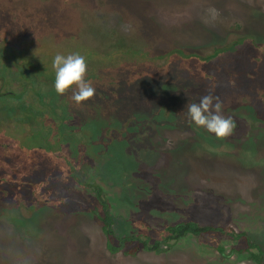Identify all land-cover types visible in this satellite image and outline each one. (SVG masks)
<instances>
[{"label": "rangeland", "instance_id": "1", "mask_svg": "<svg viewBox=\"0 0 264 264\" xmlns=\"http://www.w3.org/2000/svg\"><path fill=\"white\" fill-rule=\"evenodd\" d=\"M114 2L134 32H141L127 38V65L120 83L111 85L116 97L93 119L94 136L104 138L110 129L111 144L104 146L109 156L99 160L100 173H78L77 165L69 173V163L68 173H33L47 201L36 208L32 190L19 196L0 192V264H257L248 253L225 258L217 246L231 254L245 249L251 237L264 248V0H205L196 8L167 0ZM44 6L39 31L62 37L64 10L58 3ZM209 8L219 16L204 25L198 13L207 15ZM183 18L188 21L181 23ZM184 25L190 29L183 32ZM176 49L182 53L171 52ZM140 52L151 59L136 62ZM207 94L219 97L222 114L236 123L227 139L217 140L188 120L187 105ZM71 131L64 130L68 154L87 150L81 140L89 131ZM91 181L114 218L116 246L134 235L163 241L169 225L188 220L246 237H188L163 243L159 251L128 254L135 242L111 252L100 218L105 205L86 187Z\"/></svg>", "mask_w": 264, "mask_h": 264}, {"label": "flooded vegetation", "instance_id": "2", "mask_svg": "<svg viewBox=\"0 0 264 264\" xmlns=\"http://www.w3.org/2000/svg\"><path fill=\"white\" fill-rule=\"evenodd\" d=\"M3 1L5 5L1 4L4 9L0 10V15L6 12L8 18L2 14L0 20V192L19 196L32 190L36 208L47 201L41 196L42 182L35 180L33 173H68L64 168L68 163L71 164L69 173L74 172L76 165L80 167L78 173H85L87 169L100 173L99 160L109 156L104 146H110L112 137L110 129L104 136L107 140L94 136L96 123L93 119L105 113L108 108L105 103L110 104V98L116 97L117 91L111 89V85L115 87L120 83V72L127 65V53L132 50L128 49L127 38L140 30L134 32L132 23L123 19L120 9L110 0H97V4L94 0ZM183 1L167 0L178 3L177 6L186 2L195 8L196 2L205 0ZM118 2L114 3L120 5L121 0ZM47 3H58L64 10L62 17L66 22L62 37L59 31H39L45 22L41 11L46 10ZM198 14L205 25L206 11L200 9ZM186 20L183 18L181 23ZM159 21L164 24L163 20ZM161 27L164 30V26ZM185 29L190 27H183L182 31ZM172 38L170 35V40ZM171 52L182 53L181 49ZM57 53L65 56L79 53L86 59V80L96 91L94 97L81 106L72 101L71 92L64 96L55 92L52 60ZM169 54L163 56L166 62L170 60ZM135 59L141 64L151 57L140 52L135 54ZM109 72L115 74L109 76ZM102 84L104 90L99 89ZM83 117L91 121L83 122ZM109 127L106 122L102 129ZM64 130H88L82 133L87 137L81 140L87 150L79 149L78 153L69 155ZM75 160L80 164L71 163ZM85 185L103 200L102 189L95 181ZM102 202L107 204L105 200Z\"/></svg>", "mask_w": 264, "mask_h": 264}, {"label": "clouds", "instance_id": "3", "mask_svg": "<svg viewBox=\"0 0 264 264\" xmlns=\"http://www.w3.org/2000/svg\"><path fill=\"white\" fill-rule=\"evenodd\" d=\"M218 16L216 9L209 8L204 22L212 23ZM52 68L55 74L54 89L58 96L71 92V99L77 106L94 97L96 90L91 82L86 80L88 65L84 56L79 53L67 56L57 53L52 60ZM222 108L219 97L204 95L199 103L187 105L188 120L197 128H203L213 134L217 140L227 139L233 134L236 123L232 117L222 114Z\"/></svg>", "mask_w": 264, "mask_h": 264}, {"label": "trees", "instance_id": "4", "mask_svg": "<svg viewBox=\"0 0 264 264\" xmlns=\"http://www.w3.org/2000/svg\"><path fill=\"white\" fill-rule=\"evenodd\" d=\"M108 205L105 204V213L100 214V218L104 222V231L108 238L107 247L111 252L117 253L125 248L129 244L137 243L136 246L128 250V254L135 255L139 248H143L147 251H159L163 243L168 244L171 241H180L188 237H204L207 235H227L232 239H239L246 237L245 233H236L234 229L228 228L225 226H215V225H204L196 220H188L178 222L176 224L169 225L165 229L167 237L162 240H157L154 243L151 242V237L148 235H134V236H125L119 239V245L114 244V239L117 238L116 230L114 227V218L107 211ZM247 247L245 249H233L231 254L227 253V248L223 244L217 246L218 252L221 256L225 258H231L234 254L240 255L242 253H248L249 257L257 264H264V248L262 244L255 242L251 237H246Z\"/></svg>", "mask_w": 264, "mask_h": 264}]
</instances>
